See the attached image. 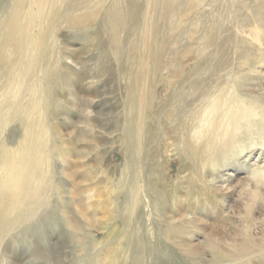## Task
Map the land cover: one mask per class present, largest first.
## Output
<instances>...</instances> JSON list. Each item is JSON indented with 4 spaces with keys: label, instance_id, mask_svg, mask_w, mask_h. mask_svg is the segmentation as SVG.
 <instances>
[{
    "label": "rangeland",
    "instance_id": "374dc122",
    "mask_svg": "<svg viewBox=\"0 0 264 264\" xmlns=\"http://www.w3.org/2000/svg\"><path fill=\"white\" fill-rule=\"evenodd\" d=\"M31 1L0 0V264H264V0Z\"/></svg>",
    "mask_w": 264,
    "mask_h": 264
},
{
    "label": "bare ground",
    "instance_id": "6f19581e",
    "mask_svg": "<svg viewBox=\"0 0 264 264\" xmlns=\"http://www.w3.org/2000/svg\"><path fill=\"white\" fill-rule=\"evenodd\" d=\"M22 1L23 0H16V5L14 6L16 10H19L20 9V5L22 4ZM31 1V0H30ZM164 2L165 0H163L162 4L164 5ZM31 5H33V7H35L37 9V13L35 14L37 17H41V18H44L45 20H47L48 24L50 22H52L54 19H55V15H56V11L58 10V6L59 4L61 3V0H32L31 2ZM146 3V2H145ZM114 4V3H113ZM30 6V5H29ZM112 7V6H111ZM46 8H52V13L51 14H48L46 13L47 12V9ZM50 10V9H49ZM116 12V11H115ZM121 12V11H120ZM118 13V12H117ZM10 16V15H9ZM34 15H32L33 17ZM18 17V16H17ZM17 19V18H16ZM108 19V18H107ZM80 20V19H79ZM106 20V18L104 19ZM109 20V19H108ZM116 20V18H115ZM111 22V21H110ZM162 22L161 21V26H162ZM15 16L14 15H11L10 16V20H5L4 21V24H3V27L5 29L8 28V39L9 41H11V39L14 38V29H15ZM17 30V29H15ZM21 30H23L24 32L28 31L27 27L25 28H21ZM41 30V29H40ZM118 30V29H117ZM20 33V32H19ZM29 33V32H28ZM120 34V33H119ZM22 36V34H21ZM25 36V35H24ZM120 37V36H119ZM40 38V37H39ZM118 40V39H117ZM14 41V40H13ZM14 43V42H13ZM16 43V42H15ZM9 62V61H8ZM223 62V61H222ZM145 64V63H144ZM141 65V64H140ZM152 65V64H151ZM155 67V66H154ZM149 99V98H148ZM228 100V99H227ZM148 105V103H147ZM229 112H232L231 110H228ZM228 111H225L226 115H227V112ZM228 112V113H229ZM206 113V112H205ZM226 117V116H225ZM232 119H234V116L232 117ZM234 127V126H233ZM237 130V129H236ZM235 130V132H236ZM231 138V137H230Z\"/></svg>",
    "mask_w": 264,
    "mask_h": 264
}]
</instances>
